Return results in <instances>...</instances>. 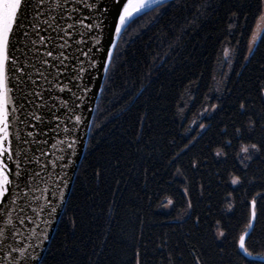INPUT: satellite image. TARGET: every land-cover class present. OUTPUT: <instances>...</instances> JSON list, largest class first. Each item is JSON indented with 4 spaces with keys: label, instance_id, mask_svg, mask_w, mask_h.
<instances>
[{
    "label": "snow or ice",
    "instance_id": "obj_1",
    "mask_svg": "<svg viewBox=\"0 0 264 264\" xmlns=\"http://www.w3.org/2000/svg\"><path fill=\"white\" fill-rule=\"evenodd\" d=\"M221 7L222 3L217 6L213 0H150L148 4L131 0H0V264H52L56 260L50 247L51 229L61 211L66 216L72 211L67 223L73 230L77 226L78 209L69 208L67 191L80 149L88 146L89 133L94 139L107 123L118 120L119 110H112L133 103L159 80L188 39L210 17L219 15ZM254 8L255 15L264 14V0H256ZM145 10L156 12L149 28L167 20L149 37L151 43L146 45L143 59L130 65L127 43L121 48L117 40L139 22ZM228 12L227 35L234 38L243 13L238 9ZM250 57L251 50L243 59ZM257 95L264 102V85L257 86ZM98 99L106 102L103 109ZM235 107L243 119L219 121V135L231 137L221 141L229 148L234 140L253 139L255 130L264 127V109H257L251 96L239 97ZM221 108L213 105L211 113L203 117L209 124L197 126L210 128ZM109 112L107 120L95 122ZM262 152L264 140L234 154L242 175L232 184H256V177L249 178L247 172ZM184 154L178 153L168 162L173 183L187 182V169L179 167ZM189 166L198 167L195 162ZM188 190L182 191L186 194ZM164 191L161 187L160 194ZM257 198L264 201V184L254 193L251 206L257 205ZM187 207H193L190 199ZM252 218L254 226L255 211ZM193 222L199 224L201 218ZM249 236L246 233L234 241L236 256L243 264H264V253L249 251L246 246ZM183 243L193 264H206V253L198 254L195 243ZM157 251L164 253L162 264L184 260L180 244L171 238L160 239ZM148 255L141 240L134 251V264H144ZM231 264L239 262L233 258Z\"/></svg>",
    "mask_w": 264,
    "mask_h": 264
},
{
    "label": "trees",
    "instance_id": "obj_2",
    "mask_svg": "<svg viewBox=\"0 0 264 264\" xmlns=\"http://www.w3.org/2000/svg\"><path fill=\"white\" fill-rule=\"evenodd\" d=\"M213 3L223 4L219 15L210 17L188 39L164 75L147 86L133 103L117 105L112 111L119 110V119L107 123L99 136L93 139L90 132L68 198L69 208L78 209L77 226L73 230L67 223L72 211L67 216L63 212L51 240L56 256L52 264H96L97 255L99 264H134V251L141 240L149 252L144 264H162L164 253L157 251L162 238L180 244L184 253L180 264H193L184 240L189 245L195 243L198 254H207L203 257L206 264H231L233 258L243 264L236 256L234 241L247 232L249 251L264 253V201L257 198L255 207L250 204L264 184V152L247 172L249 178L256 177V184L231 183L242 175L234 154L264 140V127H258L251 140H234L230 148L221 141L231 137L219 135V121L243 119L235 107L239 97L251 96L256 108L264 109L257 95V86L264 85V29L251 57L243 59L261 14L255 15L256 0ZM229 9L243 13L240 31L234 38L227 35ZM155 15V11L146 12L119 39L121 48L127 43L130 65L143 59L146 45L151 43L149 37L167 20L147 27ZM97 104L101 109L106 106L102 99ZM213 105L222 108L211 127H198L209 124L203 117L211 113ZM110 115L103 114L95 122L102 123ZM181 152L185 154L179 167L187 169V182L173 183L168 162ZM217 152L221 155L214 154ZM191 162L198 167H190ZM161 187L165 189L163 195ZM185 188L189 189L186 194L182 191ZM189 199L191 209L187 207ZM252 208L257 213L254 226ZM198 217L201 222L195 224ZM253 243L258 247L253 248Z\"/></svg>",
    "mask_w": 264,
    "mask_h": 264
},
{
    "label": "water",
    "instance_id": "obj_3",
    "mask_svg": "<svg viewBox=\"0 0 264 264\" xmlns=\"http://www.w3.org/2000/svg\"><path fill=\"white\" fill-rule=\"evenodd\" d=\"M131 2H132L133 4H140V3L148 4V3H150V0H131ZM145 12H149V11H148V10H145ZM119 39H120V38H119ZM119 39L117 40V43H118ZM98 100H99V99H98ZM98 100H97V103H98ZM89 137H90V133H89ZM88 141H89V138H88L87 141H86L87 144H88ZM86 148H87V146H86V147H82V148L80 149L79 160H78V162H77L76 167L73 169V171H72V173H71V177H72V180H71V187H70V189L67 191V198H69V196H70V193H71V190H72V187H73V184H74L75 178H76V174H77L78 168H79V166H80V163H81V161H82V159H83V156H84V154H85ZM50 183H51V182L49 181L48 184L50 185ZM37 195L40 196L41 193L38 192ZM43 202H44V201H43V197H41V203L43 204ZM253 211H254V208H252V213H253ZM62 214H63V211H61V213H60V218H61ZM59 221H60V219L56 221L55 225H54L53 228L51 229V240H52L53 235H54V233H55V231H56V229H57V227H58ZM252 224H253V218H252ZM247 233H248V232H247Z\"/></svg>",
    "mask_w": 264,
    "mask_h": 264
},
{
    "label": "rangeland",
    "instance_id": "obj_4",
    "mask_svg": "<svg viewBox=\"0 0 264 264\" xmlns=\"http://www.w3.org/2000/svg\"><path fill=\"white\" fill-rule=\"evenodd\" d=\"M263 29H264V14H261L255 24L251 38L249 40V45H248L249 50L253 49Z\"/></svg>",
    "mask_w": 264,
    "mask_h": 264
}]
</instances>
